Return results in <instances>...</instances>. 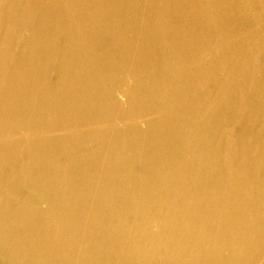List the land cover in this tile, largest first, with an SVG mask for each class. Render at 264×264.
Wrapping results in <instances>:
<instances>
[{
  "label": "bare ground",
  "instance_id": "bare-ground-1",
  "mask_svg": "<svg viewBox=\"0 0 264 264\" xmlns=\"http://www.w3.org/2000/svg\"><path fill=\"white\" fill-rule=\"evenodd\" d=\"M0 264H264V0H0Z\"/></svg>",
  "mask_w": 264,
  "mask_h": 264
}]
</instances>
